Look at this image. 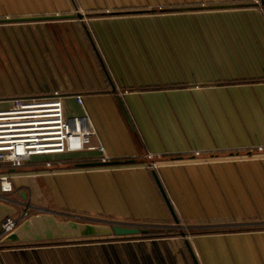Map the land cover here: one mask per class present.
<instances>
[{"label": "crops", "instance_id": "0c3cea01", "mask_svg": "<svg viewBox=\"0 0 264 264\" xmlns=\"http://www.w3.org/2000/svg\"><path fill=\"white\" fill-rule=\"evenodd\" d=\"M0 19H18L0 22V96L60 92L118 161L1 168L9 195L148 230L0 244V264H264V0H0Z\"/></svg>", "mask_w": 264, "mask_h": 264}, {"label": "built area", "instance_id": "2783aa9c", "mask_svg": "<svg viewBox=\"0 0 264 264\" xmlns=\"http://www.w3.org/2000/svg\"><path fill=\"white\" fill-rule=\"evenodd\" d=\"M75 98L84 105L82 94L77 93ZM5 101L9 105H1ZM97 135V128L88 113L67 114L65 98L58 91L47 96L0 97V169L23 168L36 159L40 160L37 164L51 167L58 156L92 149L102 153V161H109L110 156L102 142L92 145V138ZM12 177L7 173L0 174V200L16 209L14 214L1 220L0 240L32 213L42 210L31 201L9 195L14 190Z\"/></svg>", "mask_w": 264, "mask_h": 264}, {"label": "water", "instance_id": "95a60500", "mask_svg": "<svg viewBox=\"0 0 264 264\" xmlns=\"http://www.w3.org/2000/svg\"><path fill=\"white\" fill-rule=\"evenodd\" d=\"M70 16H81V15H70ZM59 17V16H57ZM45 17H30L27 20L43 19ZM48 18V17H47ZM18 19H0V22H6ZM20 20V19H19ZM256 152V151H255ZM234 154V153H233ZM212 154H194L189 156L190 158L195 157H208ZM214 155V154H213ZM187 157V156H183ZM182 156L172 157H150L146 159L147 162L156 163L158 161L183 158ZM118 161H103L97 164H111ZM90 164V163H85ZM58 165L51 167L42 166L41 168H54ZM37 168V167H36ZM26 169V168H25ZM156 182L173 214L174 219L179 222L176 217L173 205L168 198V195L163 187L161 180L159 179L156 171H153ZM24 199L27 198L25 192L22 193ZM16 211L15 207L8 205L0 201V223L1 220L8 214H14ZM147 229H141L132 225H124L120 223H107V222H89L79 221L74 219H60L53 213L42 212L39 214L32 215L22 221L12 232L7 234L0 240V244H17L30 241H49L56 239H93V238H109V237H121V236H132L139 233H147Z\"/></svg>", "mask_w": 264, "mask_h": 264}, {"label": "rangeland", "instance_id": "374dc122", "mask_svg": "<svg viewBox=\"0 0 264 264\" xmlns=\"http://www.w3.org/2000/svg\"><path fill=\"white\" fill-rule=\"evenodd\" d=\"M17 96H21V95H17ZM17 96H15V97H17ZM1 97V96H0ZM3 98V97H2ZM7 98V97H6ZM10 98H13V97H10ZM9 98V99H10ZM245 153V152H244ZM223 154H225V153H221V155H223ZM194 155V154H193ZM201 155V154H200ZM203 155V154H202ZM206 155V154H205ZM220 155V154H219ZM185 156H187V158H190L189 156H191V155H189V154H187V155H185ZM202 157V156H201ZM205 157V156H204ZM208 157H210V156H208ZM193 158H194V156H193ZM199 158V157H198ZM190 159H192V158H190ZM195 159H197V157H195ZM24 168V167H23ZM22 168H17V170H21ZM43 169H45V170H48L49 168H43ZM50 169H52V168H50ZM40 211H38V212H35L34 214H37V213H39ZM106 221H109L110 219H105ZM105 221V222H106ZM107 223H115V221H109V222H107ZM120 224H123V223H120ZM195 230V229H194ZM180 231H182V229H177V230H174V231H170V230H167V229H164V228H157V227H154V229H153V231L152 232H149V234H170V233H172V232H180Z\"/></svg>", "mask_w": 264, "mask_h": 264}, {"label": "trees", "instance_id": "16d2710c", "mask_svg": "<svg viewBox=\"0 0 264 264\" xmlns=\"http://www.w3.org/2000/svg\"><path fill=\"white\" fill-rule=\"evenodd\" d=\"M105 238H93V239H91V240H104ZM77 241H79V240H86V239H76Z\"/></svg>", "mask_w": 264, "mask_h": 264}]
</instances>
